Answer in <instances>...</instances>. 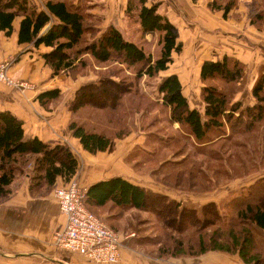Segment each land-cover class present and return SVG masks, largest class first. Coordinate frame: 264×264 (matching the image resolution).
<instances>
[{"label": "trees", "instance_id": "trees-1", "mask_svg": "<svg viewBox=\"0 0 264 264\" xmlns=\"http://www.w3.org/2000/svg\"><path fill=\"white\" fill-rule=\"evenodd\" d=\"M147 2L148 0H129L126 11L130 14L138 8L143 33L159 32V48L155 55L152 51L147 52L146 48L134 39L126 37L114 23L104 30L92 28L90 24H86V13L77 4L48 0L45 7L40 8L34 0H0V29L10 34L15 17L22 16L19 41L29 42L36 47L40 44L52 46L44 56L54 73L70 70L77 61L88 64V61L92 60L83 58L85 53H90L96 63H107L116 59L129 67L138 65L134 73L126 74L122 79L113 75L114 72L123 71L124 67L118 66L112 74L101 75L97 81L85 83L76 90L70 104L73 110L87 103L98 104L111 124L110 130L98 131L89 129L76 119L70 122L69 127L80 137L84 148L93 153L113 149L116 138H123L131 132L127 121L119 128V114L115 109L121 105L127 94L139 93L143 76H159L162 70L169 67L173 51H181L183 48V42L178 38L177 26L167 14L159 10L161 3ZM237 3L238 0H226L225 3L215 0L211 5L213 8H222L226 15ZM248 16L251 23L263 27L264 0H252L248 4ZM47 25L48 29L44 30ZM88 32L93 34L90 39L86 38ZM244 75L245 64L236 56L225 55L217 60L205 59L201 67V78L205 82L201 92L206 103L204 112L190 106L177 73L168 74L158 84V100L170 109V120H177L182 124L186 131L183 133L185 138L195 136L197 140L207 143H196L195 147L198 153L204 154L205 158H211V161L215 157L222 158L221 150L214 148L211 141L223 137L229 141L233 139L232 145L243 149L246 154L251 149L250 138L259 137L260 128L264 136V70L260 71L253 85L252 92L256 102L252 105L233 100L235 84ZM216 78L226 85L219 87L210 81ZM111 87L119 90L124 87V91L117 90L113 104L111 101L114 98L100 104L95 102L94 95L97 93L110 96ZM59 93L60 89L55 88L45 90L39 96L42 102L46 103L49 98L57 97ZM239 133L245 140L234 137ZM226 150L229 152L231 145L223 150L224 158L228 157ZM224 158L223 171H229L227 159ZM187 160L188 158L174 160L170 163L180 169L178 176L184 175L186 171L193 174L200 190L198 178H201L203 170L197 162L186 166ZM238 160H242L243 166L249 164L247 158ZM79 166V158L71 147L27 134L21 118L11 110H0V196L7 197L13 191L21 174L30 176L32 187H40L44 183L55 185L59 177L67 181L75 176ZM236 169L233 170L238 173ZM251 170L249 167L242 174ZM174 171L170 169L168 173L172 174ZM176 183H180V180ZM87 194V205L91 209L106 206L109 202L112 203L110 205L121 208H146L152 195L166 197L176 209L175 218L178 224L191 227L192 232L194 227L197 228L198 249L190 247L191 250L186 253L199 254L209 249H217L236 253L249 264H264V174L250 184L235 189L230 198L218 202L208 201L201 205L197 202L183 203L167 193L135 183L122 175L93 182L89 185ZM208 222L215 226L209 235H206L204 228ZM176 245L182 247L180 252H184L187 247L182 239L176 241Z\"/></svg>", "mask_w": 264, "mask_h": 264}, {"label": "crops", "instance_id": "crops-1", "mask_svg": "<svg viewBox=\"0 0 264 264\" xmlns=\"http://www.w3.org/2000/svg\"><path fill=\"white\" fill-rule=\"evenodd\" d=\"M46 1L48 0H34L40 8L45 7ZM63 1L77 5L86 1L91 3L94 5L91 11L103 16L104 24L98 25L100 28L104 30L114 23L126 35L125 11L129 0ZM214 1L148 0L147 2L161 3L159 10L167 14L177 26L178 38L183 42V48L181 51H173L169 66L172 63L176 64L168 74L179 75L190 106L202 112L205 111L206 106L201 95L202 86L205 84L201 78V67L205 59L217 60L225 55H231L244 62L245 75L238 81L241 88L236 91L233 100H241L245 105L256 102L252 88L260 71L264 70V26L258 27L251 23L247 5L252 0H238L237 5L226 15L222 8L212 7L211 3ZM216 1L226 2V0ZM21 18L22 16L15 17L10 34L0 29V61L12 59L11 73L29 80L33 86L21 89L0 81V110H11L21 118L27 134L37 135L44 140L61 142L71 147L81 161L78 171L79 178L83 182H79L87 188L93 182L115 175H122L135 183L145 185L133 179L135 172L132 166L125 162V158L126 160L130 158L132 149L136 145L134 131L125 138L117 139L114 150H100L93 153L84 148L80 137L76 136L74 130L69 127L73 119L85 125L82 122L84 110L82 108L73 110L70 104L76 90L85 83L97 81V75L90 69L83 73L72 70L54 73L44 56L52 46L40 44L36 47L29 42L19 41ZM48 27L49 25L45 26L44 30ZM176 54L179 55L176 56L177 58H175ZM86 76L88 80L85 79ZM55 88L60 89L59 95L49 99L46 97L48 100L43 103L40 93ZM64 182L66 180L59 177L56 184ZM34 188L31 186L30 176L23 175L17 182L15 191L0 203V264H102L83 254L54 248L52 236L54 231L65 222V215L59 207L54 189L34 192ZM153 189L169 193L164 189L155 187ZM144 258L151 259L150 256L124 245L121 248V258L115 264H143L142 261L138 262V259L145 260ZM190 264L247 263L229 253L213 250L201 256L191 257Z\"/></svg>", "mask_w": 264, "mask_h": 264}, {"label": "rangeland", "instance_id": "rangeland-1", "mask_svg": "<svg viewBox=\"0 0 264 264\" xmlns=\"http://www.w3.org/2000/svg\"><path fill=\"white\" fill-rule=\"evenodd\" d=\"M78 5L81 7L82 11L86 13V24H90L94 29H99L100 26L98 25L104 24L103 16L91 11L94 5L87 1L78 3ZM125 14L127 15L125 36L143 45L147 52L152 51L154 55L157 54L156 52L159 48V32H142L138 18V8L133 10L130 14L125 11ZM100 29L103 30V28ZM92 37L93 34L90 32L86 34L87 39ZM176 56L179 55L176 54L175 58H177ZM82 57L89 58L92 61H88L86 65L77 61L70 70L76 73H83L84 71L86 72L87 69H90L97 75L96 77L98 79L101 75L112 74L114 70L117 69L116 67L123 66V71L120 73L114 72L113 74L115 78L122 79L124 75L134 73V70H136L138 66L134 65L129 67L127 64H122L116 59H112L107 63H96L90 53H85ZM174 61L177 60L174 59ZM175 64L176 63H172L167 70L160 72L159 76L153 78L143 76L140 80L141 88L138 90L139 93L133 92L132 94H127L121 105H118L117 109H115V112L119 114V128H122V124L127 121L130 125L129 129L135 132L136 145L132 149L130 158L127 160L125 158V162L132 166L135 172L132 177L135 181L141 182L142 184L145 183L144 186L152 189L155 187L167 190V192H169L167 194L171 197L175 196L174 198H177L183 203L197 202L201 205L208 201L218 202L224 198H230L235 189L250 184L253 180L264 174V136L262 128H260L259 137L252 136V138H250L249 148L251 149H249V153L245 154L243 149L233 146V139L229 141L224 137L210 142L214 144V148L221 150L220 153L222 158L215 157L211 161V158H205L204 154L198 153L195 147L196 143L200 145H205L207 143L197 140L195 136L185 138L184 134L186 131H184L182 124L177 120H170V109L166 108V106L161 104L158 100V84L165 75L175 68ZM91 71H89V74ZM85 79L88 80V76H86ZM210 81L219 87H224L226 85V83L218 78ZM125 83H127V81ZM235 87L233 97L236 91L241 88V84L237 81ZM110 89L111 95L108 97L102 95V93L94 95L95 102L100 104L101 102H106L114 98L111 101L113 104L115 102V94L119 89L116 87H111ZM123 89L124 87L119 91ZM80 108L84 110L82 113V122L85 123L89 129L98 131L111 129V124L107 120V115L103 112L101 106L87 103L77 109ZM229 129L227 132H229ZM234 137L239 140H245L241 133L238 135L235 134ZM117 139L122 138H116V140ZM229 145H231V150H229V152L226 150V157H228L224 158L222 152L224 149H227ZM115 148L116 141L113 149L106 150L111 151ZM186 158H188L186 166L189 167L193 165L194 162H197L203 170V173L201 172V178H198V181L200 180V190L196 186L197 183H195V181L197 179L193 177V174L186 171L184 175L178 176L180 172L178 170L180 169H176V167L170 163L174 160L178 161ZM223 158L227 159L229 171H223L225 163ZM238 158L249 159V164L245 166L241 165L242 160L240 161ZM79 162H81L80 159ZM233 167L237 168L235 171L238 173L234 172ZM249 167L252 169L251 172L242 174L245 170H248ZM170 169L175 171L169 174L168 172ZM22 176L21 174V178ZM73 177L83 182L79 178V171L76 176ZM19 180L20 176L16 180V184ZM179 180L180 183H176ZM59 184L47 185L44 183L40 187H35L34 192H44L51 189L55 190L56 186ZM14 191L15 188L12 192ZM11 193L8 196H10ZM7 197L0 196V203L5 201ZM255 197L256 196H254V198ZM166 199V197L154 194L148 199V207L146 208H121L120 206L110 205L112 203L109 202L106 206L92 207V210L102 218L107 225L119 233L122 239L121 248L127 245L137 252L150 256L151 259H138V262L142 261L143 264H176L177 262L180 264H183L182 262H184V264H190L191 257L201 256L203 253L213 250L229 253L236 256L237 259H241L236 253L217 249H209L199 254L186 253V251L191 250L190 247L198 249L199 243L196 241L198 237L196 234L197 228L194 227V231L192 232L191 227L178 224L177 218H175L177 215L176 209ZM214 226L215 225L208 222L207 226L204 228L205 234L209 235L214 229ZM181 239L184 240L187 245L184 252H180L182 247L180 248L176 245V241ZM167 244H171V246L169 247Z\"/></svg>", "mask_w": 264, "mask_h": 264}, {"label": "built area", "instance_id": "built-area-1", "mask_svg": "<svg viewBox=\"0 0 264 264\" xmlns=\"http://www.w3.org/2000/svg\"><path fill=\"white\" fill-rule=\"evenodd\" d=\"M12 63V59L0 61V81L21 89L33 86L11 73ZM54 192L65 215V222L52 236L54 248L83 254L98 263L119 261L122 239L87 205L88 188L73 177L57 185Z\"/></svg>", "mask_w": 264, "mask_h": 264}]
</instances>
